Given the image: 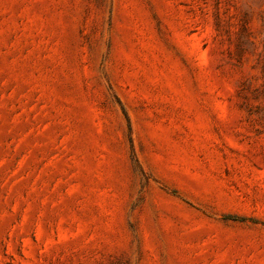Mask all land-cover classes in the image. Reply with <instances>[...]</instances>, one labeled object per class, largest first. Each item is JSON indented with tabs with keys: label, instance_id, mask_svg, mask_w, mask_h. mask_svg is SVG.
<instances>
[{
	"label": "rangeland",
	"instance_id": "374dc122",
	"mask_svg": "<svg viewBox=\"0 0 264 264\" xmlns=\"http://www.w3.org/2000/svg\"><path fill=\"white\" fill-rule=\"evenodd\" d=\"M0 264H264V0H0Z\"/></svg>",
	"mask_w": 264,
	"mask_h": 264
}]
</instances>
